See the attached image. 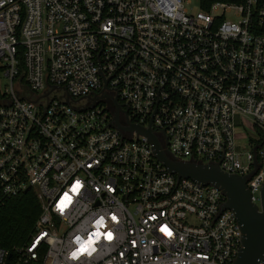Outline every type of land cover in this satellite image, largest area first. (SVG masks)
I'll return each instance as SVG.
<instances>
[{
    "label": "built area",
    "instance_id": "obj_1",
    "mask_svg": "<svg viewBox=\"0 0 264 264\" xmlns=\"http://www.w3.org/2000/svg\"><path fill=\"white\" fill-rule=\"evenodd\" d=\"M190 3L0 0V206L28 190L41 204L0 264L234 263L241 232L221 191L178 180L146 137L114 127L244 177L260 207L264 0ZM236 119L255 131L246 151Z\"/></svg>",
    "mask_w": 264,
    "mask_h": 264
},
{
    "label": "water",
    "instance_id": "obj_2",
    "mask_svg": "<svg viewBox=\"0 0 264 264\" xmlns=\"http://www.w3.org/2000/svg\"><path fill=\"white\" fill-rule=\"evenodd\" d=\"M119 110V105L114 101ZM116 129L136 132L147 138L152 146L155 158L163 164L169 174L178 180L189 179L202 186L211 185L218 188L225 202L221 210H230L236 217L241 232V247L233 264H259L264 258V184L260 191V207L250 200V193L246 188V179L222 172L216 164H198L179 162L170 158L162 145L152 134L150 129L128 125L120 127L114 118Z\"/></svg>",
    "mask_w": 264,
    "mask_h": 264
},
{
    "label": "trees",
    "instance_id": "obj_3",
    "mask_svg": "<svg viewBox=\"0 0 264 264\" xmlns=\"http://www.w3.org/2000/svg\"><path fill=\"white\" fill-rule=\"evenodd\" d=\"M40 213L41 204L33 190L4 200L0 206V248L11 252L24 246Z\"/></svg>",
    "mask_w": 264,
    "mask_h": 264
},
{
    "label": "rangeland",
    "instance_id": "obj_4",
    "mask_svg": "<svg viewBox=\"0 0 264 264\" xmlns=\"http://www.w3.org/2000/svg\"><path fill=\"white\" fill-rule=\"evenodd\" d=\"M191 3L189 5H187V9L190 13L192 12H196L197 8H196V0H190ZM5 80L2 78L1 74H0V85L1 87L5 84ZM53 95L55 96H62L63 95V91L61 90H56L53 92ZM237 127H236V134H237V146L238 149L240 151H246L247 148V140L245 139L244 135L247 134L250 137H255V131H253L251 129V127L249 126H245L243 124H241V121H239L238 119H236Z\"/></svg>",
    "mask_w": 264,
    "mask_h": 264
},
{
    "label": "snow or ice",
    "instance_id": "obj_5",
    "mask_svg": "<svg viewBox=\"0 0 264 264\" xmlns=\"http://www.w3.org/2000/svg\"><path fill=\"white\" fill-rule=\"evenodd\" d=\"M109 238H111V234H109Z\"/></svg>",
    "mask_w": 264,
    "mask_h": 264
}]
</instances>
